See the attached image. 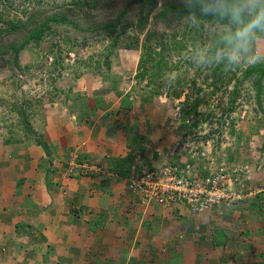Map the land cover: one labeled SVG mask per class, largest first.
<instances>
[{
	"label": "crops",
	"instance_id": "crops-1",
	"mask_svg": "<svg viewBox=\"0 0 264 264\" xmlns=\"http://www.w3.org/2000/svg\"><path fill=\"white\" fill-rule=\"evenodd\" d=\"M90 78H78L73 92L31 117L48 153L29 133L33 140L0 142V264H138L148 250L179 236V219L186 233L197 228L183 205H141L126 186L128 174L118 173L137 155L159 165L175 148L159 108L129 89L113 95ZM252 159L245 156L246 196L207 212L211 219L201 224L213 227L206 229L213 248L229 245L247 264H264V167ZM70 161L97 163L103 171L68 175Z\"/></svg>",
	"mask_w": 264,
	"mask_h": 264
},
{
	"label": "rangeland",
	"instance_id": "rangeland-1",
	"mask_svg": "<svg viewBox=\"0 0 264 264\" xmlns=\"http://www.w3.org/2000/svg\"><path fill=\"white\" fill-rule=\"evenodd\" d=\"M67 1L0 0V11L8 9L12 18H25L35 10L40 18L57 11H65L67 15L66 22L52 23L39 47L32 44L20 50L17 65L12 55L0 54V142L6 137L32 139L16 107L24 102L29 123L44 104L73 92L78 78H83L84 83L91 77L89 82L94 80L113 95L129 89L137 100L159 108L157 115L161 124L166 119L164 123L170 126L175 144L165 161L189 162L201 172L223 164L231 171L235 166L247 168L249 160L245 161V156H251L255 159L251 163L264 167V93L259 106L253 85L255 76L244 78L236 68L225 78L216 68L219 64L200 63L225 27L218 23L202 24L193 14L163 12L167 0H146L143 6L138 0H97L95 8L83 11L65 10ZM120 13L124 14L116 31L127 27L117 45L111 46L115 35L108 36L102 25ZM148 31L166 40L182 41L186 46L180 54L172 51L169 56L171 68L163 76L165 84L157 95H149L146 81L135 76L140 45ZM192 33L197 37L196 48L191 43ZM22 39V31L7 32L0 38V46ZM218 50L221 48L211 57ZM177 90L180 95L175 97L173 93ZM197 100V112L182 119L183 108ZM187 219L196 223L197 228L186 233L183 228L187 224L179 219L176 226L179 236L166 238L157 249L148 250L138 258V264H247L248 260L242 259L240 252L235 253L231 246L219 249L211 246V235L206 229L212 231L213 227L204 228L201 224L210 221L207 212Z\"/></svg>",
	"mask_w": 264,
	"mask_h": 264
},
{
	"label": "trees",
	"instance_id": "trees-1",
	"mask_svg": "<svg viewBox=\"0 0 264 264\" xmlns=\"http://www.w3.org/2000/svg\"><path fill=\"white\" fill-rule=\"evenodd\" d=\"M140 3V6H143V4L146 2V0H138ZM203 2H214V0H167L164 1L163 7L161 11H167L171 10L174 13H185L187 15L193 14L195 19L198 20L200 23H211L215 24L218 23L222 27H225L228 25L227 20H219L213 18L212 16H203L201 14V4ZM36 3H40V1H37ZM97 4V0H68L66 3H64L66 9L65 10H81L83 11L84 8H95ZM38 7V6H37ZM8 9H4L3 11H0V23L3 25L0 26V38L4 36L7 32H23V39L19 43L15 42H8L2 46H0V54L6 55L10 54L14 57V64L17 65V59H18V53L20 50L24 49L27 45H34L39 47L41 42L44 40V37L49 34V31L51 30L52 23H64L67 20V15L65 11H57L50 13L44 17H39L38 11L35 10L30 15H27L25 18L23 16L21 17H10ZM141 11V8H140ZM25 13V12H24ZM191 13V14H190ZM124 13L118 14L113 20H108L105 24L102 25L103 30L107 33L108 36H114L111 41V46L117 45L118 39L122 34H125V28L127 25H124L119 32L116 31V28L118 27L119 23L121 22V18L123 17ZM140 28H144L143 23H141ZM224 28V29H225ZM224 31V30H223ZM223 31L216 36L214 45L208 49L206 52L205 58H211L212 54L217 49H223L225 47L224 43L222 42V34ZM190 39L192 40V44L194 45V48H196V35L192 33L190 36ZM182 41H175L174 39L166 40L161 35L156 34L154 31H148L146 32V35L144 37V40L142 41L140 45V54L139 59L137 62V72L136 77L140 80H145L146 85L149 88V95H157L162 90L161 87L164 86L163 82V76L170 70V65L168 58L171 55L172 51H175L176 53L180 54V52L183 49H186V46L181 44ZM133 47L132 45H127V48ZM227 61L223 60L216 68L218 69L220 75H223V77L227 78V74L230 71L225 70V65ZM242 71L243 77L248 78L250 76H255V79L253 81V85L256 88V102L259 106H261V95L264 93V62L256 64L255 66L246 67L244 70L240 69ZM175 97H178L180 95V91L177 90L173 93ZM127 101L126 98L123 99V103L125 104ZM198 100L195 103H191L189 106L186 105L183 108L184 115L182 119H185V115H191L192 113H196L197 111V104ZM42 106V105H41ZM16 111L19 114V116L23 119L24 124L26 125V131L29 134H32L35 140L39 143V145L43 148L45 152H49V147L47 144L39 137L37 136L30 124L26 121V114H25V106L24 102L20 105V107H16ZM186 112V113H185ZM207 116H209L207 114ZM206 117V116H205ZM195 124H198L196 122ZM5 141H11L10 138L6 139ZM129 165V164H128ZM128 168H123V171H117L122 176L129 174ZM231 206V205H230ZM228 206V207H230ZM193 213V212H192ZM196 214V213H194ZM192 227H190L191 230ZM193 230V229H192ZM213 245H218V240L216 242L215 237H213Z\"/></svg>",
	"mask_w": 264,
	"mask_h": 264
},
{
	"label": "built area",
	"instance_id": "built-area-1",
	"mask_svg": "<svg viewBox=\"0 0 264 264\" xmlns=\"http://www.w3.org/2000/svg\"><path fill=\"white\" fill-rule=\"evenodd\" d=\"M206 169L201 172L189 162L172 161L150 166L143 155H137L130 165L126 186L145 207L183 205L196 214L228 207L246 196L243 186L246 167L235 166L229 171L220 164ZM65 171L68 175L85 176L103 170L97 163L70 161Z\"/></svg>",
	"mask_w": 264,
	"mask_h": 264
},
{
	"label": "clouds",
	"instance_id": "clouds-1",
	"mask_svg": "<svg viewBox=\"0 0 264 264\" xmlns=\"http://www.w3.org/2000/svg\"><path fill=\"white\" fill-rule=\"evenodd\" d=\"M201 14L228 21L221 37L225 47L214 57H201L202 65H218L226 60L225 70L231 71L264 62V0L203 2Z\"/></svg>",
	"mask_w": 264,
	"mask_h": 264
}]
</instances>
